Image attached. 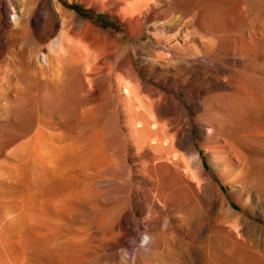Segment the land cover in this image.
<instances>
[{
	"label": "rangeland",
	"instance_id": "rangeland-1",
	"mask_svg": "<svg viewBox=\"0 0 264 264\" xmlns=\"http://www.w3.org/2000/svg\"><path fill=\"white\" fill-rule=\"evenodd\" d=\"M155 1L153 2L159 5V1ZM169 1L171 4L174 0H164L155 12L158 18L157 28L144 29L132 35L107 10L101 12L92 7L87 8L78 0H2L7 11L2 16L0 43V198L2 199H0V261H2L0 264H47L41 261V257L38 256L37 259V255L30 250L32 241L27 240V244L20 245L23 235L27 233V221L30 216L28 204L25 202L30 201L37 192L39 194L45 192L41 196H46L51 201L72 199L71 206H66L64 213L59 215L61 217H41L38 218L40 219L38 222H35L38 220L35 219L36 226L32 222L34 231L32 229L33 232L28 234L34 235L33 239L37 235L40 239L35 238V240L43 242L44 245L43 239L48 234L55 233L54 236L59 239L58 244L61 245L54 264H184L182 258L186 255L191 257L193 264H239L240 257L246 258L241 260L243 263L264 264V217L260 210L246 208L236 196L231 194L233 186L239 187L236 180L245 173H240L237 168L226 181L216 174L215 168L218 163L224 162L228 157L226 146L229 143L237 144L239 140L228 134H217L208 139V128L197 125L198 118L202 117L201 112L189 113L194 137L184 142L180 154L185 158L192 157V154L200 156L207 176L219 185L224 195L225 203L219 201L210 210L209 219L212 225L209 234L200 236L193 233L185 211L173 208V205L184 196L180 192L169 196L170 200L165 199V204L162 202L164 207L163 205L152 207L155 214L151 218H148L147 214H138L130 208L134 192L146 190L153 194L156 191L154 184L142 183V179L151 174L153 164L158 165L157 161L149 158L153 153L152 150L142 152L130 146L134 140V112L138 110L146 114L149 120L154 121V118H151L152 102L159 100L160 94L153 90L158 88V82L154 80L155 77L149 69L153 63H158V59H160L159 63L169 60L174 65L173 71L169 73L185 79L191 75L188 76L189 72L180 67L182 60L184 63L196 58L195 60L204 63L205 56L208 58L213 56V60L224 65L226 74L223 73L220 77L223 81L227 78L233 79L232 82L239 85L245 83L250 75L257 80H264V71L246 70L237 58L239 54L233 49L231 51L232 39L236 44L237 40L243 43L238 42L237 46H248L256 39L264 37V0H190L191 5L186 8L176 7V0L169 5ZM56 4L61 6L62 10L58 11ZM260 6L262 7L259 8ZM37 7L57 11V25L53 30L33 28L23 22L22 16L31 14ZM215 13L223 16L212 17ZM147 14L151 12L147 11ZM226 14L229 16L224 17ZM70 15H78L81 21H73ZM36 17L42 21L44 11L39 9ZM60 40L67 42L63 44L61 41L58 45ZM218 42L221 44H217ZM175 43L178 46L170 52L162 49L163 46ZM180 46L182 49L179 48ZM117 64L125 66L132 64L133 68L137 69L136 73L132 70L122 72ZM204 75L205 72L191 77V81L195 78L192 81L193 87L211 91L204 97L215 93V95L227 94V91L217 89L215 82ZM259 87V81L252 85L254 99L251 118H246V121L248 119L246 136H250L249 141L262 149L264 129H261L260 124L264 120V93L262 95L258 93ZM180 101L184 102L182 99ZM200 101H202L200 98L194 99V105ZM27 111L29 114L26 113ZM176 119L178 118L174 115H167L158 117L156 121L158 125L169 129V135L172 136L173 129L179 125ZM198 127L204 128V132L198 131ZM90 132L94 136H90ZM253 136L257 139L253 140ZM214 151L215 155L211 154ZM50 165L57 167L59 171H67L75 166V169H79L76 170L77 180L75 178V181H72L73 183L69 185L70 189L67 187L66 191L64 188L65 192L60 189L62 193L56 190L58 194L55 190H43L47 177L45 173L50 171L48 169ZM229 207L233 211H227ZM138 209L139 212L145 211L146 203H141ZM128 215L131 217L128 218ZM125 216L129 226L130 223L132 226L129 227L132 232L127 235H123L119 226L120 218ZM138 225L148 226L150 233L161 247L143 249L148 239L144 236L143 230L138 229ZM251 225L255 226L256 233L249 235V238L246 237L245 231ZM121 240L126 244L123 247L120 245ZM9 243L13 245L12 248ZM187 246L190 250L195 249L197 254L192 250L190 252ZM6 249H10L9 252H6ZM232 251H235L238 259H233L236 255ZM230 252L233 254L232 257Z\"/></svg>",
	"mask_w": 264,
	"mask_h": 264
},
{
	"label": "bare ground",
	"instance_id": "bare-ground-1",
	"mask_svg": "<svg viewBox=\"0 0 264 264\" xmlns=\"http://www.w3.org/2000/svg\"><path fill=\"white\" fill-rule=\"evenodd\" d=\"M81 3H83L87 8L92 7L96 9L97 11L101 10H107L111 13L113 17H115L121 24L125 26V29L132 35L137 34L139 31L146 30H153L157 28L158 18L155 16V12L159 9L160 4L164 2V0H158L157 4H155L153 1L155 0H78ZM175 1V0H174ZM174 1H169V5H172ZM197 1V0H195ZM199 1V0H198ZM219 1V0H218ZM237 1V0H234ZM244 1V0H243ZM156 2V1H155ZM204 3V2H203ZM213 3V2H212ZM241 3V2H240ZM167 4V3H166ZM198 4V3H197ZM236 4V3H235ZM234 4V5H235ZM57 5V10L60 11L61 6ZM176 7L186 8L191 5L190 0H176ZM193 5V4H192ZM217 5V4H216ZM166 6V5H164ZM212 6V5H211ZM238 6V5H236ZM162 7V5H161ZM197 7V6H196ZM221 7V5H220ZM234 7V6H232ZM260 6L259 8H261ZM264 7V6H263ZM209 8V7H208ZM207 8V9H208ZM225 8V7H224ZM41 9L44 11V19L42 21L38 20L36 17V14L38 13V10ZM177 9V8H176ZM189 9V8H188ZM219 12L217 8H214ZM264 9V8H263ZM262 9V10H263ZM211 10V9H209ZM233 10V8H232ZM261 10V13H262ZM7 11V7L5 4H3L2 0H0V43L2 40L1 37V31L3 26V14ZM147 11L151 12V14H147ZM230 11V10H229ZM235 11V10H234ZM233 11V12H234ZM260 11V10H259ZM102 12V11H101ZM214 12V11H213ZM223 12V11H221ZM225 12V10H224ZM227 12V9H226ZM241 12V11H240ZM243 12V10H242ZM212 13V12H211ZM229 13V12H228ZM236 13V12H235ZM206 14V13H205ZM223 14V13H222ZM230 14V13H229ZM242 14V13H241ZM42 15V14H41ZM212 15V14H211ZM210 15V16H211ZM228 14L224 15L226 17ZM234 15V14H233ZM232 15V16H233ZM237 15V13H236ZM263 15V14H262ZM182 16V15H181ZM222 17L223 15H218V13H215L212 15V17ZM229 16V15H228ZM62 17V16H61ZM72 17L73 21H81V18L78 15H70ZM23 22L27 23L29 26L33 28H43L44 30L51 31L53 30L57 25V11L55 9H52V11H48L45 7H37L31 14L22 16ZM43 18V17H42ZM184 18V17H183ZM193 18V17H192ZM205 18V17H204ZM210 18V17H209ZM231 18V17H230ZM233 18V17H232ZM240 18V17H239ZM257 18V16H256ZM254 18V19H256ZM189 19V18H188ZM215 19V18H214ZM197 20V19H196ZM237 20V18H236ZM179 21V20H178ZM256 21V20H255ZM17 22V21H16ZM206 22V21H205ZM254 22V21H253ZM218 23V22H217ZM228 23V22H227ZM257 23V22H256ZM17 24V23H16ZM20 24V22H19ZM22 24V23H21ZM195 24V23H194ZM23 25V24H22ZM245 25V24H244ZM19 26V25H18ZM262 26V25H261ZM260 26V27H261ZM264 26V25H263ZM20 27V26H19ZM209 27V26H208ZM253 27V26H252ZM259 27V28H260ZM242 29V28H241ZM251 29V28H250ZM233 30V29H232ZM240 30V28H239ZM31 31V29H30ZM246 32V30H245ZM255 32V31H254ZM253 32V33H254ZM257 32V31H256ZM255 32V33H256ZM263 32V31H262ZM237 33V32H236ZM235 33V34H236ZM254 33V34H255ZM4 34V33H3ZM69 34V33H68ZM233 34V33H232ZM215 35V34H214ZM225 35V34H224ZM256 35V34H255ZM260 35V34H259ZM251 36V35H250ZM257 36V35H256ZM189 37V36H188ZM223 37V36H222ZM260 37V36H259ZM214 38V37H213ZM258 38V37H257ZM59 39V38H58ZM216 39V38H215ZM220 39V38H218ZM217 39V40H218ZM255 39V38H254ZM222 40V38H221ZM236 40V39H235ZM249 40V39H248ZM64 42V40H60L58 42V45ZM178 41V40H177ZM182 41V40H181ZM228 41V40H227ZM239 42V40H237ZM254 41V40H253ZM65 41L64 43H66ZM76 42V41H75ZM226 42V40H225ZM230 42V41H229ZM236 42V41H235ZM231 42V51L233 49L234 52H237L239 54L238 59H240V63L243 64V67L248 71H264V37L262 39H256L254 42H251L250 45L246 46H237V44ZM241 42V41H240ZM239 42V43H240ZM246 42V41H245ZM63 43V44H64ZM69 43V42H68ZM72 43V42H71ZM242 43V42H241ZM57 44V43H56ZM62 44V45H63ZM206 44V43H205ZM217 44H221L218 42ZM243 44V43H242ZM245 44V43H244ZM61 45V46H62ZM177 47L178 45L171 44L169 46H163L162 49L165 51L170 52L172 49ZM229 46V45H228ZM219 47V45L217 46ZM56 48V47H55ZM180 49L181 46L179 47ZM213 48V47H212ZM223 48V47H222ZM225 48V47H224ZM214 49V48H213ZM226 49V48H225ZM215 50V49H214ZM217 50V49H216ZM176 51V50H175ZM200 51V50H199ZM113 52V51H112ZM217 52V51H216ZM225 52V51H224ZM57 53V52H56ZM173 50V54H174ZM203 53V52H202ZM219 53V52H218ZM59 54V53H58ZM172 54V53H171ZM172 54V55H173ZM185 55V54H184ZM206 55V54H205ZM231 55V54H230ZM115 56V55H114ZM167 56L168 53H167ZM166 56V57H167ZM180 56V55H179ZM130 57V56H129ZM172 57V56H171ZM184 57V56H183ZM204 57V56H203ZM213 56H211L212 58ZM169 58V57H168ZM181 58V57H180ZM208 58L205 56V62L200 63L198 60H189L188 62H182L180 64V67L188 71V76H196L197 73H203L205 72L207 77H210L212 81L215 82V84L218 86L217 89L225 90L227 91V94L223 95H209L206 96L210 90L203 91L200 89H196L192 85L191 77L180 79L176 76H173L169 72L173 69L174 65L170 63V61L166 62H160V59H158V63H153L149 69L152 72V75L155 77L154 80L158 82V88H154L153 90L156 91L158 94H160L159 100H154L152 102V115L151 118H154V121L152 122L149 120L146 116V114H143L136 110L134 112L133 116V144L130 145L131 147H134L136 150L142 151L143 150H152V155H149L150 160L157 161L158 165L153 164L151 174L142 179L143 184H154L156 187V191L152 194L150 192L142 191V192H134L132 194L133 201L131 203L130 208L134 210L136 213H140L141 215H148V218H151L155 213L152 209V207L161 206L164 203V200L167 199L169 196H172L176 192H180L184 196H182L181 200L178 201L173 205L174 209H183L185 211V215L188 218L189 221V227L191 231L198 235H207L208 231L210 230V226L212 225L210 223L209 214L210 210L218 203L219 201H222L225 203L224 195L222 194V190L219 187V185L211 180L209 176H207L206 172L204 171V164L199 156H193L190 158H185L183 155L180 154V150L184 147V142H187L188 140L192 139L194 136L193 133V124L192 120L189 117V113H202V117L198 118L197 122L199 127L206 126L208 128V135L207 138H212L213 136L217 134H228L230 136H234L239 140L237 144L230 145V143L226 146L228 149L227 151V158L222 163H218L219 165L215 168L216 174L219 178L226 181L234 170L239 168L240 173H245L244 176H239V179L236 180V183H238L239 187L233 186L231 188V194L236 196L237 200L241 202L246 208L250 209H257L260 210L263 217H264V148L260 149L257 148L256 145L252 144L249 141V137L246 135L248 134L246 132V128L248 125V119L246 121L247 117L251 118V109L254 99L253 94V88L252 85H254L255 82L259 81L260 87L258 93L262 95L264 93V80H257L256 77L251 76L248 78V80L245 83L235 85L232 80L223 81L220 79L221 75L224 72V65L220 64L218 61L213 60V58ZM178 59V58H177ZM223 59V58H222ZM98 60V59H97ZM116 60V59H115ZM166 60V58H165ZM179 60V59H178ZM185 60V59H184ZM203 60V59H202ZM225 60V59H224ZM121 61V60H120ZM128 62V61H127ZM259 62V63H258ZM131 63V62H130ZM179 63V62H177ZM224 63V62H223ZM237 64V63H236ZM226 65V64H225ZM239 65V64H238ZM241 65V64H240ZM47 67V66H46ZM66 67V66H65ZM117 67L122 72H128L133 71L136 73V68L134 69L132 64L125 66L124 64H117ZM223 67V68H222ZM232 68V67H231ZM55 69V68H54ZM129 69V70H128ZM235 69V68H233ZM242 69V68H241ZM51 70V69H49ZM59 70V69H58ZM244 70V69H243ZM173 71V70H172ZM227 72V71H226ZM244 72V71H243ZM234 73V72H233ZM138 74V73H137ZM174 74V73H173ZM190 74V75H189ZM226 74V73H225ZM228 74V73H227ZM254 74V73H253ZM264 74V73H263ZM150 75V74H149ZM231 75V74H230ZM259 75V74H258ZM262 75V74H261ZM260 75V76H261ZM54 76V75H53ZM237 76V75H236ZM264 76V75H263ZM149 77V76H148ZM63 78V77H62ZM61 78V79H62ZM153 78V77H152ZM193 78V77H192ZM230 78V77H229ZM233 78L235 76L233 75ZM40 79V78H39ZM111 79V78H110ZM38 80V79H37ZM55 79H53L54 81ZM138 80V77L136 78ZM44 81V80H43ZM49 81V79H48ZM58 81V80H57ZM244 82V80H242ZM50 82V81H49ZM225 82V83H224ZM40 83V81H39ZM48 83V82H47ZM37 84V82H36ZM54 84V83H53ZM56 84V83H55ZM60 84V82H59ZM34 85V84H33ZM48 85V84H46ZM49 87V86H48ZM210 87V86H209ZM257 87V86H256ZM127 88V87H126ZM39 89V88H38ZM128 89V88H127ZM216 90V89H215ZM218 91V90H217ZM25 92V91H24ZM39 92V91H38ZM220 92V91H218ZM26 93V92H25ZM28 93V92H27ZM26 93V94H27ZM126 93H128L126 91ZM125 93V94H126ZM25 94V96H26ZM30 94V93H29ZM24 95V94H23ZM46 96V95H45ZM54 97V96H53ZM32 98V97H30ZM34 98V96H33ZM200 98L202 101L198 102L197 105H194V99ZM21 99V98H20ZM37 99V98H36ZM39 99V98H38ZM53 99V98H51ZM184 100L180 101V100ZM26 100V99H24ZM47 100V98H46ZM37 101V100H36ZM39 102V100H38ZM26 103V102H25ZM21 104V103H20ZM196 104V103H195ZM35 105V104H34ZM64 106V105H63ZM17 107V106H16ZM30 107V106H29ZM36 107V106H35ZM142 107V106H141ZM13 108V107H12ZM28 108V107H27ZM30 109V108H29ZM135 109V108H134ZM151 109V108H150ZM32 110V109H30ZM55 110V109H54ZM64 110V109H63ZM22 111V109H21ZM35 111V110H34ZM33 111V112H34ZM58 111V110H57ZM125 111V110H124ZM32 112V111H31ZM67 112V111H66ZM27 114L28 111L26 112ZM25 113V115H26ZM59 113V112H58ZM31 114V113H30ZM150 114V113H149ZM167 115H174L178 119H176V122H178L179 125H176V127L173 129L174 134L172 136L169 135V129L166 127H163L161 125H158L156 119L160 116H167ZM28 116V115H27ZM253 116V115H252ZM62 118H65L64 116H61ZM68 117V116H67ZM69 118V117H68ZM74 118V117H73ZM168 118V117H167ZM24 120V119H23ZM29 120V119H28ZM258 120V119H257ZM260 120V119H259ZM15 121V120H14ZM65 121V120H64ZM73 121V119L71 120ZM260 124L261 129H264V120ZM180 122V123H179ZM28 123V122H27ZM79 123V122H78ZM91 123V122H90ZM21 124V123H20ZM131 124V123H130ZM81 125V124H80ZM85 125V124H84ZM96 125V124H95ZM104 125V124H103ZM28 126V125H27ZM68 126V125H67ZM15 127V126H14ZM29 127V126H28ZM86 127V126H85ZM198 127V131L204 132V128L201 129ZM259 127V126H258ZM24 128V127H23ZM80 128V127H79ZM250 128V127H249ZM257 128V127H256ZM83 129V128H82ZM96 129V128H95ZM121 129V128H120ZM86 130V129H85ZM98 130V129H97ZM172 131V130H171ZM207 131V130H206ZM247 133V134H246ZM95 134V133H94ZM125 134V133H124ZM62 135V134H61ZM93 135L90 132V136ZM88 136V137H90ZM94 136V135H93ZM259 136V135H258ZM261 136V135H260ZM87 137V136H86ZM217 137V136H216ZM222 137V136H220ZM225 137V136H224ZM254 137V136H253ZM251 137V138H253ZM263 137V136H262ZM83 138V137H82ZM219 138V137H218ZM233 138V137H232ZM231 138V139H232ZM235 138V139H236ZM85 139V137H84ZM226 139V138H225ZM257 139V138H253ZM263 139V138H261ZM223 140V138H222ZM227 140V139H226ZM103 141V139L101 140ZM126 141V140H125ZM213 141V139H212ZM230 141V140H229ZM235 141V140H234ZM233 141V142H234ZM57 142V141H56ZM66 142V141H65ZM68 142V141H67ZM66 142V143H67ZM231 142V144H233ZM254 142V141H252ZM65 143V144H66ZM227 143V141H226ZM256 143V142H254ZM82 144V143H81ZM126 144V143H124ZM86 145V144H85ZM97 145V143L95 144ZM120 145V144H119ZM263 145V144H262ZM67 146V145H66ZM258 146V145H257ZM261 146V145H260ZM259 146V147H260ZM104 147V146H103ZM127 147V146H126ZM125 147V148H126ZM224 147V146H223ZM59 148V147H58ZM72 148V147H71ZM76 148V147H75ZM73 148V149H75ZM225 148V147H224ZM225 148V149H226ZM69 149V148H67ZM72 149V151H73ZM130 149V148H128ZM224 149V152L226 151ZM63 150V149H62ZM84 150V149H83ZM107 150V149H106ZM126 150V149H125ZM76 151V150H75ZM24 152V151H23ZM71 152V149H70ZM82 152V151H81ZM147 152V151H146ZM192 152V151H191ZM223 152V153H224ZM80 153V152H78ZM83 153V152H82ZM86 153V152H85ZM115 153V152H114ZM129 153V152H128ZM106 154V152H105ZM183 154V153H182ZM211 154L215 155V151ZM225 154V153H224ZM66 155V154H65ZM78 155V154H77ZM113 155V154H112ZM128 155V154H127ZM59 156V155H58ZM72 156V155H71ZM74 156V154H73ZM126 156V155H125ZM77 157V156H76ZM127 157V156H126ZM74 158V157H73ZM107 158V156L105 157ZM47 159V158H46ZM53 159V158H52ZM56 159V158H55ZM76 159V158H75ZM90 159V158H87ZM62 160V159H61ZM86 160V159H85ZM46 161V160H45ZM57 162V160H56ZM55 162V163H56ZM151 162V161H150ZM48 163V162H47ZM50 163V162H49ZM73 163V162H72ZM88 163V162H87ZM86 163V165H88ZM77 164V163H76ZM81 164V163H80ZM83 164V162H82ZM91 165V164H90ZM53 167L52 165H50ZM55 166V165H54ZM59 166V164H58ZM82 166V165H81ZM89 166V165H88ZM43 167V166H42ZM48 168L50 171L45 175V184L43 190H55V192L58 194L59 191H67V187L72 181H75L76 178V170L75 167H72V169L67 171H59V169L56 168ZM79 167V165H78ZM84 167V166H83ZM198 167V168H197ZM85 168V167H84ZM86 168H88L86 166ZM198 170H197V169ZM57 169V170H56ZM81 169V167H80ZM83 169V168H82ZM151 169V168H150ZM62 170V169H60ZM89 170V169H88ZM245 171V172H244ZM46 172V171H45ZM82 172V171H81ZM92 172V171H91ZM44 175V176H45ZM78 175V174H77ZM84 175V174H83ZM90 175V174H88ZM87 175V176H88ZM131 175V174H130ZM18 176V175H17ZM91 176V175H90ZM89 176V177H90ZM7 177V176H6ZM24 177V176H23ZM94 177V176H93ZM144 177V176H143ZM19 177H17L18 179ZM42 178V177H41ZM44 178V177H43ZM79 178V177H78ZM88 178V177H87ZM142 178V177H141ZM206 178V179H205ZM91 179V178H90ZM24 180V179H22ZM77 180V178H76ZM206 180V181H205ZM80 181V180H79ZM205 181V182H204ZM10 183V182H9ZM28 183V182H27ZM26 183V184H27ZM39 183V182H38ZM44 183V182H43ZM75 183V182H74ZM24 185V184H23ZM30 185V184H29ZM74 185V184H73ZM72 185V187H73ZM17 186V184H16ZM28 186V185H26ZM37 186V185H36ZM78 186V185H77ZM71 187V186H70ZM69 187V189H70ZM25 188V187H24ZM32 188V187H31ZM65 188V189H64ZM61 189V190H60ZM64 189V190H63ZM73 189V188H72ZM78 189V188H77ZM145 189V188H144ZM35 190V189H34ZM42 190V189H41ZM42 190V191H43ZM50 190V192H51ZM57 190V191H56ZM79 190V189H78ZM24 191V190H23ZM26 191V190H25ZM61 191V193H62ZM19 192V191H18ZM22 192V191H21ZM29 192V191H28ZM65 192V191H64ZM72 192V191H71ZM24 193V192H22ZM45 193V192H43ZM42 193V194H43ZM48 193V192H47ZM42 194H35L30 201L25 202L28 204L30 216L28 218V225L26 227L25 235H23L22 244L25 245L27 240L32 241L30 250H33V252L38 256L41 257V261H45L47 264H54L57 256L60 245L58 244L57 238L54 236L55 233H50L47 235L43 241L45 242L44 245L41 243V241L35 240L36 237H33L34 235L29 236L31 232L34 231L33 224L35 225V222H38L41 217H47V218H58L61 217L59 215H62L64 213V210H66V206L70 205V201L72 199H67L68 201L63 200H57V201H51L46 196H41ZM60 194V192H59ZM68 194V193H67ZM69 195V194H68ZM73 196V195H72ZM180 196V195H179ZM19 197V196H18ZM27 197V196H26ZM16 198V197H15ZM73 198V197H72ZM177 198V197H176ZM180 198V197H179ZM1 199V198H0ZM169 199V198H168ZM175 199V198H174ZM226 199V198H225ZM2 200V199H1ZM170 200V199H169ZM13 201V200H12ZM17 201V200H16ZM172 201V199H171ZM176 201V200H175ZM163 202V204H162ZM7 203V202H6ZM141 203H146V210L143 212H139L140 210L138 207L141 205ZM221 203V202H220ZM1 204V203H0ZM72 204V203H71ZM17 205V204H16ZM23 205V204H22ZM144 205V204H143ZM21 206V205H20ZM71 206V205H70ZM230 206V205H229ZM243 206V207H244ZM12 207V206H11ZM22 207V206H21ZM164 207V205H163ZM168 207V206H167ZM4 208V207H3ZM17 208V207H16ZM27 208V209H28ZM143 208V206H142ZM141 208V210H142ZM92 209V208H91ZM96 209V208H95ZM145 209V208H144ZM245 209V208H244ZM21 210V209H20ZM131 210V211H133ZM228 210L233 209L229 207ZM11 211V210H9ZM8 211V212H9ZM231 211V212H232ZM248 211V209H247ZM4 212V211H3ZM255 211H253L254 214ZM133 213V212H132ZM135 213V215H136ZM229 213V212H228ZM93 214V213H92ZM134 214V213H133ZM10 215V214H9ZM127 215V214H126ZM130 215V214H129ZM128 215V216H129ZM260 215V214H259ZM258 215V216H259ZM14 216V215H13ZM58 216V217H57ZM65 216V215H64ZM84 216V215H83ZM123 216V215H122ZM11 217V216H10ZM24 217V216H23ZM129 216L128 218H130ZM183 217V216H182ZM182 217H180L182 219ZM52 218V219H53ZM83 218V217H82ZM135 218V216L133 217ZM132 218V219H133ZM184 219L186 217H183ZM212 218V217H211ZM11 219V218H10ZM35 219L37 221H35ZM45 219V218H44ZM43 219V220H44ZM177 219V218H176ZM180 219V220H181ZM134 220V219H133ZM136 220V219H135ZM147 220V219H146ZM187 220V219H186ZM4 221V220H3ZM7 221V220H6ZM35 221V222H34ZM137 221V220H136ZM185 221V220H184ZM2 222V221H1ZM32 222H34L32 224ZM120 229L123 233V235H127L131 233L132 231L129 229V221L125 217L120 218L119 221ZM134 222V221H131ZM237 222V221H236ZM136 224L138 222H135ZM182 223V222H181ZM186 223V222H185ZM184 223V224H185ZM147 224V223H146ZM188 224V223H187ZM225 224V223H224ZM252 224V223H251ZM38 225V224H37ZM254 225V224H253ZM253 225L247 227L245 234L246 237L249 235H253L256 231L255 226ZM11 226V225H10ZM36 226V225H35ZM40 226V225H39ZM136 226V225H135ZM139 226V225H138ZM220 227V225H218ZM223 226V225H222ZM238 226V225H237ZM93 227V226H92ZM136 227H134L135 229ZM162 228V227H161ZM187 228V227H186ZM33 229V231H32ZM36 229V228H35ZM132 229V228H131ZM139 230H143L144 236L148 239V242L146 244V247H142L145 250H151L154 246H159L160 243L155 241L154 235L150 233L149 227H138ZM164 229V228H163ZM167 229V228H166ZM175 229V228H174ZM239 229V228H238ZM42 230V228H41ZM162 230V229H161ZM189 230V229H188ZM258 230V229H257ZM36 231V230H35ZM163 231V230H162ZM165 232L167 230H164ZM230 231V230H229ZM234 231L235 228H234ZM259 231V230H258ZM8 232V231H5ZM137 232V231H136ZM187 232V231H186ZM221 232V231H220ZM232 232V231H231ZM121 233V234H122ZM256 233V232H255ZM2 234V233H1ZM209 234V233H208ZM239 234V233H238ZM21 235V234H20ZM57 235V234H56ZM212 235V234H211ZM256 235V234H255ZM254 235V237H256ZM42 236V235H41ZM160 236V235H158ZM210 236V235H209ZM208 236V237H209ZM258 236V235H257ZM32 237V238H31ZM207 237V238H208ZM252 237V236H251ZM253 237V238H254ZM20 238V237H19ZM250 238V236H249ZM40 239V238H38ZM124 239V238H122ZM203 239V238H202ZM206 239V238H205ZM226 239V238H225ZM257 239V237L255 238ZM42 240V239H41ZM228 240V239H227ZM18 241V240H17ZM147 241V240H146ZM161 242V238L159 240ZM164 240L162 239V242ZM19 242V241H18ZM201 242V241H200ZM14 243V242H13ZM86 243V241H85ZM242 243V242H241ZM245 243V242H243ZM27 244V243H26ZM166 244V243H165ZM183 244V243H182ZM181 244V245H182ZM189 244V243H188ZM187 244V245H188ZM237 244V243H236ZM260 244V243H259ZM8 245V244H7ZM6 245V246H7ZM9 245L12 248V244L9 243ZM121 247L125 246V242L123 240L120 241ZM186 245V243H185ZM184 245V246H185ZM207 245V244H206ZM15 247L17 245H14ZM85 246V245H84ZM106 246V244H105ZM170 246V244L168 245ZM190 246V244H189ZM193 246V245H192ZM220 246V245H219ZM243 246V245H242ZM241 246V247H242ZM246 246V245H245ZM25 247V246H24ZM107 247V246H106ZM109 247V246H108ZM114 247V246H113ZM119 247V246H118ZM161 247V246H159ZM167 247V246H166ZM180 247V245H179ZM188 247V246H187ZM186 247V250L189 248ZM230 247V246H229ZM7 248V247H6ZM10 248V249H11ZM29 248V247H28ZM71 248V247H70ZM117 248V247H116ZM151 248V249H147ZM181 248V247H180ZM192 248V247H191ZM235 248V247H234ZM9 249V250H10ZM62 249V248H61ZM67 249V248H66ZM77 249V248H76ZM120 249V248H119ZM123 249V248H122ZM199 250V248H197ZM242 249V248H241ZM250 249V248H249ZM252 249V248H251ZM6 249V252L8 251ZM19 250V249H18ZM22 250V248H20ZM19 250V251H20ZM163 250V249H162ZM190 250V248L188 249ZM192 250V249H191ZM190 250V252H191ZM229 250V249H228ZM254 250V249H253ZM1 251V250H0ZM5 251V250H4ZM3 251V253H4ZM81 251V250H80ZM144 251V250H143ZM168 251H170L168 249ZM185 251V250H182ZM242 251V250H241ZM14 252H16L14 250ZM18 252V251H17ZM123 252V251H122ZM127 252V251H126ZM177 252V251H176ZM194 254H197L196 250H192ZM227 252V251H226ZM233 252V251H232ZM231 257L233 254H231ZM235 252V251H234ZM233 252V253H234ZM171 253V251H170ZM200 253V252H199ZM239 253V252H238ZM248 253V252H247ZM255 253V252H254ZM5 254V253H4ZM24 254V253H23ZM72 254V253H71ZM178 256L180 255L177 252ZM177 254H175L177 256ZM185 254V253H183ZM189 254V251L188 253ZM235 254V253H234ZM244 254V253H243ZM250 254V253H249ZM25 255V254H24ZM69 255V254H68ZM94 255V254H93ZM173 255V256H175ZM236 255V254H235ZM23 256V255H22ZM92 256V255H91ZM241 256V255H240ZM11 257V256H10ZM17 257V256H16ZM181 257V256H180ZM230 257V256H229ZM249 257V256H248ZM253 257V256H252ZM4 258V257H3ZM24 258V257H23ZM22 258V259H23ZM30 258V257H29ZM27 258V259H29ZM182 258V257H181ZM238 259V255L234 256L233 259ZM241 258V259H240ZM239 258V264H251V263H243L241 260L242 257ZM245 258V257H244ZM250 258V257H249ZM7 259V258H6ZM26 259V260H27ZM32 259V258H31ZM36 259V260H37ZM180 259V258H179ZM184 264H193L191 261V257L189 255H186L184 258ZM234 259V260H235ZM18 260V259H17ZM35 260V261H36ZM55 260V261H54ZM243 260H246L243 259ZM250 260V259H249ZM254 260V259H253ZM84 261V260H83ZM2 262V261H0ZM92 262V261H91ZM17 263V262H16ZM21 263V262H20ZM24 263V261H23ZM69 263V262H68ZM10 264V263H9ZM28 264V263H25ZM44 264V263H43ZM57 264V263H56ZM253 264V263H252Z\"/></svg>",
	"mask_w": 264,
	"mask_h": 264
}]
</instances>
